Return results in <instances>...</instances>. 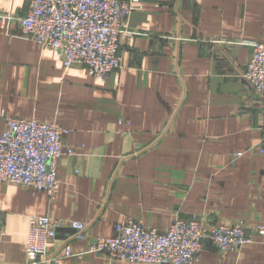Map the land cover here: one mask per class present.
I'll list each match as a JSON object with an SVG mask.
<instances>
[{"label":"crops","instance_id":"obj_1","mask_svg":"<svg viewBox=\"0 0 264 264\" xmlns=\"http://www.w3.org/2000/svg\"><path fill=\"white\" fill-rule=\"evenodd\" d=\"M30 2L0 0V134L8 117L55 123L75 156L60 160L53 200L0 180V264H27L33 216L86 226L76 256L53 264H131L90 249L130 221L166 233L179 219L243 222L255 241L224 253L206 240L196 264H264V96L245 79L264 0H141L105 81L3 25ZM73 234L50 251L64 256Z\"/></svg>","mask_w":264,"mask_h":264},{"label":"built area","instance_id":"obj_2","mask_svg":"<svg viewBox=\"0 0 264 264\" xmlns=\"http://www.w3.org/2000/svg\"><path fill=\"white\" fill-rule=\"evenodd\" d=\"M141 0H31L28 13L21 18H1L6 27L12 20L19 24L23 38L50 48L62 59L65 70L86 66L90 75L105 81L120 70L121 38L130 36L126 19ZM245 79L264 96V42L253 46ZM69 131L55 123L33 119L6 118V129L0 134V180L45 192L53 200L61 181L60 160L75 156L66 150L62 137ZM242 154H237L241 157ZM75 232L64 243V256L49 249L62 229ZM86 226L72 220L33 216L25 249L27 264H53L62 258L76 256L73 240H84ZM264 236V226L255 230ZM224 253L235 252L255 243L247 224L221 225L208 228L197 220H176L166 233L148 230L141 223L130 221L110 238L97 240L90 253L107 254L116 261L131 264H196L204 242Z\"/></svg>","mask_w":264,"mask_h":264}]
</instances>
